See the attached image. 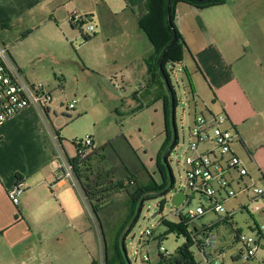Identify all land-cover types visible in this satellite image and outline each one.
<instances>
[{"label": "crops", "instance_id": "crops-1", "mask_svg": "<svg viewBox=\"0 0 264 264\" xmlns=\"http://www.w3.org/2000/svg\"><path fill=\"white\" fill-rule=\"evenodd\" d=\"M90 1L0 0V49L5 50V58L29 82H42L46 74L37 70V62L56 51L53 45L57 42L66 51L73 46L72 39H78L77 27L71 25L68 15L77 10L94 20L96 7ZM101 1L111 15L130 9L135 23L131 27L124 22L121 29L107 32L105 43L120 37L137 50L135 56L145 60L154 50L137 25L144 0ZM172 21L184 44L181 62L194 67L206 89L205 98L212 102V107L204 103L205 108L199 109L194 99L195 110L226 116L225 126L235 135L233 144L237 145L232 149L248 170L245 181L258 187L260 182L264 187V0H225L204 8L179 1ZM5 24L8 26L3 28ZM41 26L45 30L36 37ZM85 37L89 36L85 33ZM148 61L153 62V56ZM189 84L191 93L198 97L194 85ZM58 119L50 106L48 110L29 106L0 122V264L97 261L82 235L83 211L91 212L75 182L67 177L55 179L51 168L53 159L75 154L63 143ZM16 181L23 184L24 191L14 205L7 191ZM243 195L248 205L250 193ZM259 201H264V196ZM226 210L232 213L231 218L222 221H232L238 212L246 211L245 201L228 205ZM260 210L259 216L264 214ZM251 222L245 224L261 231L257 238L259 248L264 249L262 225L252 215ZM240 255L241 251L236 259ZM252 259L256 263V253L248 260Z\"/></svg>", "mask_w": 264, "mask_h": 264}, {"label": "rangeland", "instance_id": "rangeland-1", "mask_svg": "<svg viewBox=\"0 0 264 264\" xmlns=\"http://www.w3.org/2000/svg\"><path fill=\"white\" fill-rule=\"evenodd\" d=\"M90 3L94 8L96 7L94 20L91 21L95 33L89 36V40H84L86 25L81 28L83 34H80L78 27L74 28L78 39H72L73 46L68 47L66 51V47L62 49L60 43H55L53 47L57 50L43 56L36 67L38 66V71L47 75L40 83L50 92V109H54L59 118L61 138L65 145L71 146L74 150L72 141L84 138L86 135L92 136L98 146L113 140L112 146L100 151L98 155H93L87 161L85 168L89 177L88 182L102 183L99 192L101 210L97 218L85 209L81 217V226L83 239L86 236L97 264H105V250L108 253L109 264H117L114 238L116 239L120 230L127 229L136 211L124 189L113 190L108 185L118 179H123L126 184L125 164L133 171L136 180L144 186L151 184L152 181L158 186L166 182L163 174L168 179L167 167L160 152L170 130L167 126L166 114L169 107L171 123V99L159 65L156 66L154 60L148 61V58L154 56L153 51L144 60L135 56L137 50L120 37H114L110 42L105 43L104 37L108 35L107 32L121 29L124 22L130 23L131 27L134 26L131 10L127 8L118 15H111L103 1L92 0ZM44 30L41 26L36 32V37L41 36ZM147 46L150 45L147 43ZM184 65H187V68ZM165 70L176 99L174 116L177 143L167 157L174 186L166 196L160 195L165 190L162 189L154 195L155 197L145 199L136 222L126 231L124 246L130 264H147L142 260V255L145 253L149 255L150 264H158L161 253L159 245L170 253L183 247L184 236L178 233L166 234L167 228L164 223V220L178 221V217L173 213L174 207L169 202V197L175 190H183L189 195L190 202L184 206L185 208H195L198 204L207 206L209 203L206 197L192 195L186 187L184 159L189 154L192 119L199 113V110H195L189 83L191 82L196 88L198 97L195 99L199 109L205 108L204 103L212 107V102L205 98L207 93L200 75L185 60L173 64L167 63ZM69 103L73 104L74 109H67ZM232 147L237 148V145L233 144ZM72 177L71 179L67 176L70 180H74L83 196L80 181L74 173ZM69 179H67L68 183ZM257 184L261 186L260 182ZM83 198L85 200L84 196ZM239 200L245 201L246 211L238 212L232 221H222L214 226L212 229V234L215 236L214 247L207 246L204 252L195 244L190 247L198 264H214V262L215 264H263L264 249L262 248L256 251V263L253 259L252 261L244 259L242 254L236 259L237 254L245 250V245L235 239V232L241 229L245 237L258 236L254 226L249 228L245 224L251 222V215L258 219L259 226L262 225L261 230L264 231V214L259 216L260 209L252 211L243 194L223 205L227 208L228 205H235ZM258 204L264 211V201H259ZM87 207L89 209L88 204ZM218 216L223 217V213L207 212L194 221V225H206L217 220ZM99 226L102 230L101 236ZM146 229L152 230V234H143ZM121 236L118 250L126 264L121 250ZM159 238L162 240L159 241ZM261 243H264V238H261ZM17 262L20 263V260Z\"/></svg>", "mask_w": 264, "mask_h": 264}, {"label": "built area", "instance_id": "built-area-1", "mask_svg": "<svg viewBox=\"0 0 264 264\" xmlns=\"http://www.w3.org/2000/svg\"><path fill=\"white\" fill-rule=\"evenodd\" d=\"M71 25L81 29L86 25V35L94 33L91 17L77 10L68 15ZM193 100L196 98L192 94ZM51 103L50 92L41 83H31L25 79L21 72L5 58V50L0 49V122H4L29 106H36L41 110H48ZM69 103L67 109H72ZM226 116L208 112L194 115L189 132L188 152L184 159L186 187L192 195H199L208 199V205L198 204L195 208L184 206L190 202L189 195L179 207H174V215L178 220H184L191 231L190 235L200 251L204 252L207 246H215V236L212 234L214 224L231 218L232 213L227 211L224 203L239 194L250 193L249 203L252 211L260 209L258 200L264 196V187H258L252 181H245L248 170L242 160L234 153L232 146L235 135L225 126ZM75 154L73 157L85 158L98 146L90 135L72 141ZM72 157V158H73ZM71 158H55L51 168L55 179L72 177ZM74 181V180H73ZM24 191L21 182L15 184L7 191V197L14 205ZM207 212L223 213V217L206 225L196 226L194 221L200 219ZM143 234L151 235L152 230L146 229ZM257 235H261L260 230ZM185 238V237H184ZM237 238L245 245L241 251L246 260L255 255L260 247V238L247 236L237 232ZM162 238H159L161 241ZM186 241V239H185ZM158 264H168L177 252L170 253L159 245ZM143 262L149 263V255H142ZM210 264V263H208ZM215 264V262H214Z\"/></svg>", "mask_w": 264, "mask_h": 264}, {"label": "trees", "instance_id": "trees-1", "mask_svg": "<svg viewBox=\"0 0 264 264\" xmlns=\"http://www.w3.org/2000/svg\"><path fill=\"white\" fill-rule=\"evenodd\" d=\"M179 1L192 4L198 8H204L207 6L222 3L225 0H171L170 1L171 20L173 19L175 5ZM141 8L143 12L138 17L137 20L138 26L142 30V32L146 35L147 39L149 40V42L153 47L154 50L153 60L156 66L159 65L161 55L163 52H165L161 60V67L163 69L164 74L168 78V75L165 70V65L167 63H172V64L178 63L183 60L184 57L183 41L176 27L174 26L173 21H172V27L168 24L167 10H166L167 0H144L143 4L141 5ZM6 26H8V24H5L3 28H5ZM174 35L177 37V39L173 44H170L171 41L173 40ZM85 39L88 40L89 37H85ZM172 92H173V99L175 106L176 99H175V92L173 89ZM166 121H167V126L170 130L168 133L167 141L163 146V148L161 149L160 155L165 154L172 140V128L170 123L169 107L167 109ZM176 143H177V139L175 144ZM112 145H113V140H109L106 143H104L102 146L97 147L92 153L88 154L85 158L73 157L69 160L72 166V172L75 174L76 178L80 181V189L89 206V210L92 213V215L94 217L96 216L97 218H99V212L101 210V194L99 192H100V188L102 187L100 186L102 185V183L94 182V184H92L91 182H88L89 177H87V172L85 167L87 165V161L91 159L93 155L100 154V151H104L107 149V147ZM168 155L169 153L166 155V163H167ZM125 167L127 168L125 173L126 174L125 177L127 178L126 184L123 179H118L116 182H111L108 186L109 188L118 191L124 189L126 191L128 199L135 208V211L139 201L142 198H144L145 200L155 197L154 195L158 193V191L165 189L168 186V179L165 174L163 175L165 176L166 182L163 183L161 186H158L155 181L154 182L152 181L151 184L144 186L143 184L139 183L138 180H136L137 178L134 175L133 171H131L130 168L126 166V164ZM164 223L167 228L166 234L178 233V234H182L186 239L183 247L179 248L176 251L177 252L176 256L170 259L168 261V264H198L194 259L193 254L190 251V247L194 244V242L190 235L191 231L189 230L188 225L185 223V221L178 220L177 222H172V221L164 220ZM99 229L101 236L102 230L100 226ZM123 230L125 229L123 228L122 230H120L116 235V239L114 238V248L118 256L117 264H125L124 260L121 259L118 250L119 237L124 232ZM104 262L105 264H109L108 253L106 252V250L104 251ZM91 264H97V262L93 261L91 262Z\"/></svg>", "mask_w": 264, "mask_h": 264}, {"label": "water", "instance_id": "water-1", "mask_svg": "<svg viewBox=\"0 0 264 264\" xmlns=\"http://www.w3.org/2000/svg\"><path fill=\"white\" fill-rule=\"evenodd\" d=\"M170 1L171 0H167V9L166 10H167L168 24L172 27ZM176 39H177V37L174 35L173 40L171 41L170 44H173L176 41ZM164 53L165 52L162 53L161 58H160L159 69H160L161 73L163 74L164 82H165V84H166V86H167V88L169 90V94H170V99H171V128H172V140H171V143H170L167 151L163 155V160L166 163V155L171 151V149L173 148V146H174V144L176 142L177 130H176V126H175V116H174L175 106H174L173 92H172V89H171V87H170V85L168 83L167 77L164 74L163 69L161 67V60H162V58L164 56ZM166 167H167L169 185L163 192H161V194H160L161 196H166L173 189L172 173H171V170H170L169 166L167 165V163H166ZM186 197H187V195H186V193L183 190H175L171 194V196L169 197V202H170V204L173 207H179L183 203V201L186 199ZM143 202H144V198H142L139 201V203L137 205V208H136V212H135L130 224L128 225L127 229L122 234L121 239H120L121 250H122V253H123V255H124L125 259H126V264H130V261L127 258L126 251H125V246H124L125 234H126V231L131 228V226L134 224V222L138 218L139 213H140L141 208H142Z\"/></svg>", "mask_w": 264, "mask_h": 264}, {"label": "flooded vegetation", "instance_id": "flooded-vegetation-1", "mask_svg": "<svg viewBox=\"0 0 264 264\" xmlns=\"http://www.w3.org/2000/svg\"><path fill=\"white\" fill-rule=\"evenodd\" d=\"M168 185H169V181H168ZM173 186H174V181H173ZM167 187H168V186H167ZM167 187H166V188H167ZM166 188H165V189H166Z\"/></svg>", "mask_w": 264, "mask_h": 264}]
</instances>
